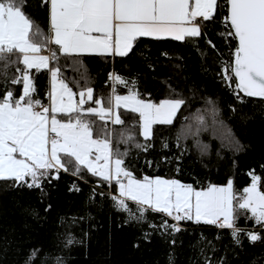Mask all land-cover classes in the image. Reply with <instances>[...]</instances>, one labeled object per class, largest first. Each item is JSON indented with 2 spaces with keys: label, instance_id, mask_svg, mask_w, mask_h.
<instances>
[{
  "label": "snow or ice",
  "instance_id": "obj_1",
  "mask_svg": "<svg viewBox=\"0 0 264 264\" xmlns=\"http://www.w3.org/2000/svg\"><path fill=\"white\" fill-rule=\"evenodd\" d=\"M25 7L27 0H0V76L5 77L7 86V70L15 66L16 75L10 83L16 85L21 80L23 83L19 97L14 96L10 88L0 97V182H8L10 188L39 189L43 196L44 184L59 179L61 170L67 173L71 167V175L79 176L83 167L103 181H115L118 196L111 199L118 209L128 213L129 219L146 221L145 213L151 210L166 214L177 222L203 220L220 228H229L236 244L240 243L242 230L235 227V220L242 212L249 213L255 223L264 228V191L259 186L260 177L257 175H251V183L239 195L233 190L231 178L223 185L208 183L206 187H194L191 183L161 176L136 179L123 166L128 149L123 152L119 147L113 149L112 132L106 123L94 138L93 122L88 119L93 115L101 121L107 118L121 126L117 145L131 142L140 152L153 148L149 142L155 136L153 126H173L178 110L186 103L166 80L162 83L168 89V96L175 95L176 98L166 97L154 102L150 94H145L149 98L142 99L135 90V78L129 85L125 77L109 73L115 84L128 87L127 94H117L113 89L102 104V98H94V90L87 86L85 80V86L78 93L79 100H76L77 93L64 80L58 81L59 68L49 66L50 60H58L56 51L53 50L51 56L40 54L41 50L55 45L60 54L78 64L79 55L84 53L126 57L138 37H171L176 41L200 37L201 27L207 26L205 22L214 21V14L223 10L220 22L228 29L226 37L233 38L235 47L230 49L231 61H221L224 65L222 71H225L222 80L231 89L227 82L233 79L231 74H234L233 94L240 103L244 102L239 96L241 92L245 97L264 100V0H37V8L47 14L46 29L24 11ZM206 43L215 48L211 41ZM29 69L36 72L47 69L50 73V106L36 110L41 102L33 99L35 87ZM86 100L93 101L96 107L87 106ZM206 103L211 105L210 111L215 119L220 109L215 101L207 100ZM229 107L235 111L231 105ZM118 109L138 113V121L133 120L125 127ZM203 119V116L198 117L201 123ZM217 123L224 129L221 148L242 151L245 146L235 139L231 129L223 121ZM137 125L143 142L136 140L134 129ZM196 134L190 127L182 128L175 136L181 155L161 159L168 163L173 159L179 162L189 151L186 145L181 146V138ZM160 146L168 149L169 137H161ZM193 147L202 155L208 152V145L198 140ZM219 151L217 149V155ZM176 170L179 171V164ZM74 188L80 190L73 185L69 191ZM126 201L135 202V211ZM50 208L48 205L44 211ZM31 214L36 216L37 212L33 210ZM77 219L83 221L85 217H73L72 222ZM148 223L153 231L160 230L161 234L180 231L178 224L169 225L167 220L160 225ZM148 235L144 234L145 239ZM64 237L65 247L78 242L71 232ZM247 238L256 242L261 236L249 231ZM40 252L39 248L31 249L24 264H36L37 259L40 264H49L50 261L51 264H64L63 257L48 252L41 256ZM174 258V252L170 250L167 264H173ZM220 261L223 264L224 258L221 257ZM205 264H208L207 258Z\"/></svg>",
  "mask_w": 264,
  "mask_h": 264
},
{
  "label": "trees",
  "instance_id": "obj_2",
  "mask_svg": "<svg viewBox=\"0 0 264 264\" xmlns=\"http://www.w3.org/2000/svg\"><path fill=\"white\" fill-rule=\"evenodd\" d=\"M24 11L47 28V14L37 8V0H27ZM214 15V21L205 22L207 26L201 27L200 37H186L184 41L140 37L126 57L79 55L78 64L60 54L52 45L58 57L52 66L59 68L60 75L74 91L82 90L87 80L88 87L107 98L112 90L105 81L109 73L114 72L125 77L129 85L135 78V90L142 99L149 98L145 94H150L154 102L166 97L176 98L175 95L168 96V89L162 83L165 80L185 99L186 103L178 110L173 126H153L155 136L149 142L154 147L147 152H140L131 142L117 145L121 126L112 124L113 149L119 147L121 152L128 149L123 166L132 172L134 178L161 176L191 183L194 187H206L208 183L223 185L231 178L233 190L239 195L251 183V175L254 174L260 177L264 191V100L246 97L240 103L223 86L218 71L223 57L235 44L232 37H226L228 29L220 22L224 11L218 10ZM206 41H211L215 48ZM14 68L7 70V86L5 77L0 76V97L9 88L16 97L22 93V80L16 85L10 83L16 75ZM30 73L35 87L33 99H39L40 104L45 105L48 102V70L36 72L32 69ZM114 89L120 95L128 92L125 85L115 84ZM207 100L215 101L220 109L215 119ZM118 111L125 127L139 119L138 113L132 114L124 109ZM199 116L204 118L202 123ZM217 121H223L231 129L235 139L245 146L242 151L221 148L224 129ZM188 127L197 133L181 138V146L186 145L189 151L179 162L162 160L161 157L181 155L175 136L182 128ZM134 132L136 140L143 142L144 138L138 135V125ZM165 136L169 137V148L161 149V137ZM197 140L208 145L207 154L202 155L193 147ZM217 149H220L219 155ZM177 164L179 171L176 170ZM71 171V167L67 173L61 170L59 179H53L51 184L45 183L43 196L39 189L10 188L8 182H0V264H24L33 248L41 249V256L48 252L63 257L64 264H167L170 250L174 252L173 264H205L206 258L208 264H221V257L224 258L223 264H264V228L257 225L249 213L242 212L235 220V227L242 230L239 244L233 240L229 228H215L194 220H187L186 228L176 233L169 231L165 235L160 230L153 231L148 223L160 225L167 220L171 225L165 214L148 210L146 221L129 219L128 213L118 209L101 189L106 187V181L88 173L83 167L79 176L71 175ZM98 182L101 188L95 186ZM73 185L80 190L74 188L69 191ZM126 203L135 211V202ZM48 205L51 208L45 212ZM33 210L37 212L36 216L31 214ZM73 217L85 219H77L73 223ZM249 231L257 232L261 239L249 241ZM68 232L78 242L65 247L64 234ZM145 233L149 234L147 239ZM173 240L175 243H170ZM36 264H40L39 259Z\"/></svg>",
  "mask_w": 264,
  "mask_h": 264
},
{
  "label": "built area",
  "instance_id": "obj_3",
  "mask_svg": "<svg viewBox=\"0 0 264 264\" xmlns=\"http://www.w3.org/2000/svg\"><path fill=\"white\" fill-rule=\"evenodd\" d=\"M200 19V18H198ZM234 49V48H233ZM53 49H52V45H50L48 48L46 49H43L41 50V53L42 55H48V56H51V53H52ZM232 59V56H231V51H228V55H226L225 57H223V61H227V62H230ZM54 61L50 60L49 61V66L52 67V63ZM222 68H224V65L221 64L220 66V69L218 71V76L222 79V77L225 75V71H222ZM113 74H115L114 72H111ZM233 76V79L228 81L227 83L231 84V89L229 87L226 86V83L222 80L223 82V86H225L229 91L230 93L234 96L235 100H237V97L236 95L233 94V90L235 89V82H234V74H231ZM59 80H62V78H59ZM105 85L107 86H110L111 87V90L113 91L114 87H115V83L112 79H110L108 77V79L105 81ZM48 102L45 104V105H42L40 104V106H37V109L36 110H39L41 106H50V86H51V76H50V73L48 72ZM239 96L242 97L244 100H245V96L244 94L241 92L239 93ZM239 102V101H238ZM96 187H100V183L98 182L96 185ZM101 188V187H100ZM106 194H108L110 197L112 196H118V192L116 191V188H115V181H111V182H106V187L104 188H101ZM166 215V214H165ZM167 216V215H166ZM168 217V216H167ZM171 221L172 224H178L179 226V229H184L187 227V220H182V221H174L172 219V217H168ZM215 228H220L218 227L217 225H213ZM225 228V227H224Z\"/></svg>",
  "mask_w": 264,
  "mask_h": 264
},
{
  "label": "crops",
  "instance_id": "obj_4",
  "mask_svg": "<svg viewBox=\"0 0 264 264\" xmlns=\"http://www.w3.org/2000/svg\"><path fill=\"white\" fill-rule=\"evenodd\" d=\"M138 38H140V37H138ZM137 38V39H138ZM148 38H153V37H148ZM166 38H171V37H166ZM55 46V45H54ZM55 48L58 50V48L55 46ZM80 55H101V54H96V53H84V54H80ZM30 70H32V69H29V75H30V77H31V73H30ZM59 78H62V80H64L67 84H68V82L66 81V79L64 78V77H62V75H60V73H59V75H58V77H57V79H58V81H59ZM68 86H69V84H68ZM70 87V86H69ZM71 88V87H70ZM93 88V87H92ZM72 89V88H71ZM22 90H23V86H22ZM50 90H51V86H50ZM73 90V89H72ZM93 95H94V98H102V104L104 103V97H102L99 93H98V91H96L94 88H93ZM73 92L74 93H77V95L74 97V99H76V100H79V91H74L73 90ZM86 105L87 106H90V107H96V105L94 104V102L93 101H87L86 100ZM104 106H106V104H104ZM58 118H61L59 115H58ZM64 119H67V117H63ZM88 119L90 120V122H93V132H94V136L96 135V126L97 125H99V126H101V127H105V123H106V125H107V128L109 129V130H111L110 128H112V124H113V122L111 121V120H108L107 118H106V120L105 121H101L100 119H99V117H97V116H90V117H88ZM259 177V176H258ZM115 188H116V191L118 192V189H117V186H116V183H115ZM262 190V189H261Z\"/></svg>",
  "mask_w": 264,
  "mask_h": 264
},
{
  "label": "rangeland",
  "instance_id": "obj_5",
  "mask_svg": "<svg viewBox=\"0 0 264 264\" xmlns=\"http://www.w3.org/2000/svg\"><path fill=\"white\" fill-rule=\"evenodd\" d=\"M117 111H118V110H117ZM102 128H103V127H101V126H99V125L96 126V132H95L96 135L100 133V130H101ZM110 129H111L110 131L112 132V135H113V129H112V128H110ZM96 135H95V136H96ZM95 136H94V138H95ZM111 139H112V138H111ZM112 147H113V141H112ZM165 179H166V178H165ZM259 186H260V181H259ZM194 221H195V220H194ZM195 222H197V221H195ZM199 222L206 223V222L203 221V220H201V221H199Z\"/></svg>",
  "mask_w": 264,
  "mask_h": 264
}]
</instances>
